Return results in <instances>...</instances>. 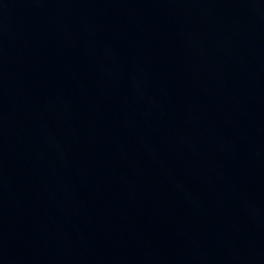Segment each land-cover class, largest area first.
I'll return each instance as SVG.
<instances>
[{
    "label": "water",
    "instance_id": "95a60500",
    "mask_svg": "<svg viewBox=\"0 0 264 264\" xmlns=\"http://www.w3.org/2000/svg\"><path fill=\"white\" fill-rule=\"evenodd\" d=\"M0 264H264V0H0Z\"/></svg>",
    "mask_w": 264,
    "mask_h": 264
}]
</instances>
